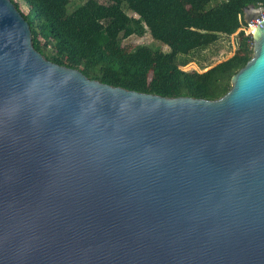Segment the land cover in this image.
Returning a JSON list of instances; mask_svg holds the SVG:
<instances>
[{"label": "water", "instance_id": "1", "mask_svg": "<svg viewBox=\"0 0 264 264\" xmlns=\"http://www.w3.org/2000/svg\"><path fill=\"white\" fill-rule=\"evenodd\" d=\"M217 99L86 78L0 0V264H264V18Z\"/></svg>", "mask_w": 264, "mask_h": 264}, {"label": "trees", "instance_id": "2", "mask_svg": "<svg viewBox=\"0 0 264 264\" xmlns=\"http://www.w3.org/2000/svg\"><path fill=\"white\" fill-rule=\"evenodd\" d=\"M10 1L46 60L110 86L206 100L226 93L251 57V37L241 29L232 54L213 62L219 41L245 27L243 7H264V0H20L23 13ZM144 34L159 45L123 43ZM189 63L196 69L185 70Z\"/></svg>", "mask_w": 264, "mask_h": 264}, {"label": "rangeland", "instance_id": "3", "mask_svg": "<svg viewBox=\"0 0 264 264\" xmlns=\"http://www.w3.org/2000/svg\"><path fill=\"white\" fill-rule=\"evenodd\" d=\"M18 3V8L20 11H22L23 13H25L27 11V6L24 5L20 0H14ZM130 14V13H129ZM243 30V33L246 34L247 32V28L244 27H240L239 29H237L232 35H230L228 37V39H222L219 41L218 44V50L216 52L215 55L211 56V61L213 62H218L222 59H225L226 57L230 56L232 54V50L234 47V36L237 33V31L239 30ZM124 45H126L127 47H133L137 44H151L153 46H157L159 45L158 42L153 41L148 34H144L141 37H135V36H131L125 40H123ZM164 49V48H163ZM191 65V66H190ZM196 69L194 64L189 63L188 65L184 66L183 68L186 69Z\"/></svg>", "mask_w": 264, "mask_h": 264}, {"label": "built area", "instance_id": "4", "mask_svg": "<svg viewBox=\"0 0 264 264\" xmlns=\"http://www.w3.org/2000/svg\"><path fill=\"white\" fill-rule=\"evenodd\" d=\"M263 18H264V13H260L256 18H254L250 21V25H255L256 23H258L259 20H261ZM244 28H246V26ZM246 34H248V30H247Z\"/></svg>", "mask_w": 264, "mask_h": 264}, {"label": "crops", "instance_id": "5", "mask_svg": "<svg viewBox=\"0 0 264 264\" xmlns=\"http://www.w3.org/2000/svg\"><path fill=\"white\" fill-rule=\"evenodd\" d=\"M191 66V65H190Z\"/></svg>", "mask_w": 264, "mask_h": 264}]
</instances>
